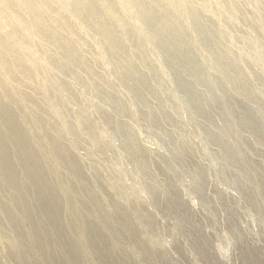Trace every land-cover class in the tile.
Returning a JSON list of instances; mask_svg holds the SVG:
<instances>
[{"label":"bare ground","instance_id":"bare-ground-1","mask_svg":"<svg viewBox=\"0 0 264 264\" xmlns=\"http://www.w3.org/2000/svg\"><path fill=\"white\" fill-rule=\"evenodd\" d=\"M261 38L264 0H0V174L14 156L17 177L54 180L85 251L44 200L29 208L41 244L66 264L93 261L94 239L97 264H172L155 209L175 249L217 264L210 230L240 227L250 189L264 200V136L240 107L264 100Z\"/></svg>","mask_w":264,"mask_h":264},{"label":"clouds","instance_id":"clouds-1","mask_svg":"<svg viewBox=\"0 0 264 264\" xmlns=\"http://www.w3.org/2000/svg\"><path fill=\"white\" fill-rule=\"evenodd\" d=\"M260 44L264 45V38L260 39ZM258 52L264 53V47ZM253 70L257 80L264 84V55L260 56ZM241 77L249 93L255 95L257 82L248 80L243 72ZM240 107L243 131L250 137L264 136V100L260 101L259 111L244 104ZM5 133L16 135L14 128L11 132L6 128ZM14 165L18 166L14 156L10 161L5 160L0 174V264H66L67 256H61L52 246L41 244L40 225L29 214V208L40 200L50 202L56 217L63 215L68 222L73 251L83 252V234L77 235L72 231L71 221L78 215L75 207L72 215L66 218L64 196L56 182H41L36 178L31 182L25 176L17 177ZM258 184L264 193V184L259 180ZM104 191L107 193V189ZM245 196V211H239L238 229L229 231L223 227L219 231L210 230L215 236L213 250L217 264H241V249L245 254L244 264H264V200L256 195L254 188ZM168 243L170 241H165Z\"/></svg>","mask_w":264,"mask_h":264},{"label":"rangeland","instance_id":"rangeland-1","mask_svg":"<svg viewBox=\"0 0 264 264\" xmlns=\"http://www.w3.org/2000/svg\"><path fill=\"white\" fill-rule=\"evenodd\" d=\"M154 139L155 138L154 137H151V136L147 137L146 134H142V137H141V141H142L143 145L147 149H150L152 151H155V153H158L160 155L164 154L165 153L164 150L162 151V149L160 147H158V142H156L157 141L156 139L154 141ZM156 145H157V147H156ZM107 157H108L109 160H112L114 162V164H115L116 167H125V166H127L126 158L124 156H122L120 153L108 152L107 153ZM196 204H198V203H196ZM195 208H197L196 210H198L199 206L196 205ZM154 211H157V210H155V209L154 210H151L150 211V214L152 215V217L155 215L154 216V219H155V221L157 223L156 224V231H158L157 233L159 235H161L160 237L163 238V240H164V245H165V248H166V250L168 252L169 258L171 259L170 260L171 263L172 264L173 263L174 264H193V263L194 264H202V263L196 261L195 258H193L192 254L189 253L188 247H186L185 245H184L183 251H178L177 249H175L174 243H173L174 239L172 238L171 234L169 233L170 231L167 228L168 227V223L162 217V214L159 211H157V212H154ZM159 216H161V217H159ZM77 218L78 217L76 216L73 219V222H72V227L73 228H75L78 225ZM64 221H65V218H64ZM162 222H163V224H162ZM65 225H66V223H65ZM163 229H164V231H162ZM101 232L102 231H100L98 228L96 229L95 226H93V228H92V236L98 237L99 234L103 235V232L102 233ZM168 234H170V235H168ZM165 241H170V243L165 244ZM93 242L94 243H91L90 244V247L96 252V257L92 259L93 261L86 262L85 264H97V261L96 260L100 259V257L102 256V252L100 251V249L96 245V244H98V241L96 239H94ZM186 249H187V251H186ZM107 259L109 260L108 257H107ZM107 259H106V262L105 263H103V262L102 263L103 264H111ZM119 260L121 261L120 258L117 259V261H119ZM114 261H116V260L114 259ZM192 261H193V263H191Z\"/></svg>","mask_w":264,"mask_h":264}]
</instances>
